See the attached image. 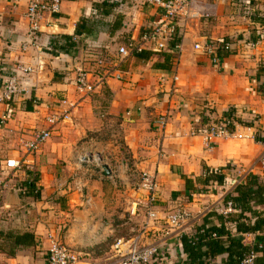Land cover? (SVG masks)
<instances>
[{"label":"crops","instance_id":"1","mask_svg":"<svg viewBox=\"0 0 264 264\" xmlns=\"http://www.w3.org/2000/svg\"><path fill=\"white\" fill-rule=\"evenodd\" d=\"M32 1L50 0H0V91L18 65L33 69L18 75L25 91L0 104V119L9 114L0 124V183L5 184L0 188V264H48L49 234L78 256L77 264L113 262L119 257L117 243L134 237L143 246L159 247L160 258L152 264H190L185 234L223 225L242 245L256 248L264 235L238 227L254 225L258 216L237 219L239 207L228 216L218 207L238 198L237 189L252 176L257 179L252 191L264 185V45H247L264 27V0H197L210 6L211 18L177 19L176 35L162 40L165 50L146 45L148 60L118 54L120 47L139 44L147 30L166 22L164 11L145 0H61L60 13L45 16L39 47L24 51ZM223 39L237 50L223 54L219 64L194 48ZM98 61L104 64L100 68ZM81 67L92 72L95 91L88 95L77 89ZM62 100L74 104L71 122L54 127L50 140L28 154L23 141L48 127L45 119L61 111ZM227 115L242 138L218 139L207 150L206 124ZM163 116L164 128L159 125ZM194 118L200 121L193 130ZM108 150L113 167L97 160ZM9 160L26 164L30 173L7 169ZM143 173L158 184L160 219L151 223L142 208L131 215L135 203L148 198L139 189ZM179 208L192 219L169 230L166 217ZM254 210L264 212V206ZM227 237L213 232L223 242ZM261 249L257 259L263 257ZM226 258L207 261L224 264Z\"/></svg>","mask_w":264,"mask_h":264},{"label":"built area","instance_id":"2","mask_svg":"<svg viewBox=\"0 0 264 264\" xmlns=\"http://www.w3.org/2000/svg\"><path fill=\"white\" fill-rule=\"evenodd\" d=\"M113 1V0H105ZM145 3L153 5L164 11L165 23L155 25L154 28L147 30L141 37V42L139 44H129L127 46H122L118 50V54L122 58L131 57L134 52L140 53L145 50L146 45H153V51H163L166 49V45L162 40H170L176 35V28L174 23L177 19L182 18H197L208 20L211 18V8L210 6H201L197 3V0H145ZM61 11V0H50L49 2L32 1L27 9L26 19L28 21V33L26 41L22 46L23 50L26 51L29 47L38 48L40 41V32L42 28V23L45 16H55ZM248 47L250 49H259L264 45V27L261 29L259 39L254 42H248ZM196 51H202L207 57L210 58L213 64H219L223 54H230L237 50L236 45L230 41L226 40H215L210 41L208 44L195 45ZM176 49H180V46H176ZM98 68L102 67L104 64L101 61L97 62ZM6 81L2 83L3 87L0 91V104H8L13 102V100L19 96L23 91L21 80L18 75L29 74L33 72L30 67H24L18 65ZM77 89L82 94H91L95 91V86L92 83V72L84 67L77 69L76 78ZM261 92L264 95V78L261 82ZM74 109V104L69 103L67 100H62V107L59 113H53L49 115L45 121L48 125L46 129L33 132L31 138L23 141V147L29 153H35L39 151L51 138L52 129L62 123L71 122V113ZM205 115L210 117L211 113L209 110L205 111ZM256 121L260 118L255 117ZM9 120V114L2 115L0 119V124L4 125ZM199 119L194 118L193 125L199 124ZM167 124L166 116H163L159 120L160 127L164 128ZM205 125V124H204ZM239 125L230 115L224 116L218 121L214 120L209 122L205 126V132L203 133V144L207 150L213 149L216 141L218 139H241V134L238 132ZM22 162L16 160H9L6 162V168L10 170H21ZM260 166L262 170V175L264 178V154L260 161ZM142 187L144 191L148 193V198L146 202L135 203L134 208L131 211V215L138 216L139 210L142 208L145 210L148 221L155 222L159 221V213L156 210V203H158V184L156 178L148 173H143L141 175ZM4 187V183H0V188ZM219 212L223 215H231L237 212L236 207L230 202L224 207H218ZM192 215L183 208H179L173 213H170L166 217V222L169 230L180 229V227L190 221ZM198 231L185 234L190 240H196ZM217 237V235H214ZM49 250L47 255L48 264H77L79 262L78 256L73 253L70 249L65 247L61 241L53 236L48 235ZM140 237H134L129 242L124 244L119 241L116 245V250L119 253L117 260L105 263V264H152L158 261L160 258L159 247L155 245L143 246L140 243ZM126 246V249H123ZM261 249L262 246L260 245ZM185 257V254H181ZM258 253L256 251H251L247 254L240 264H257L256 260Z\"/></svg>","mask_w":264,"mask_h":264},{"label":"trees","instance_id":"3","mask_svg":"<svg viewBox=\"0 0 264 264\" xmlns=\"http://www.w3.org/2000/svg\"><path fill=\"white\" fill-rule=\"evenodd\" d=\"M149 51L143 50L140 53L134 52V55L137 60H148ZM154 54L151 52V55ZM27 172L30 173L28 170ZM211 174V173H210ZM217 178V174H214ZM209 178H213L212 175H209ZM217 181L220 183L223 181V178H218ZM257 182L256 177L252 176L251 181L248 185L240 186L237 191L239 193L238 198L233 199V204L235 207H239L242 210V213L238 215L237 219H247L246 213L258 216L257 221L254 225H239L238 230L245 232H260L264 235V212H258L254 210V206H264V185H259L257 191H252L251 188L253 184ZM231 218L228 217V220ZM213 232H217L219 237L228 236L226 242H223L221 238H213ZM196 240H190L188 237H185L183 240V247L185 253L188 254L190 259V264H210L207 260L211 259L214 261L218 256L223 254L227 255V258L224 261V264H240L244 257L249 254L251 251H257L259 249V243H262L263 257L257 259L258 264H264V236L258 239L257 247L250 249L242 245L241 241L233 238L225 231L224 225L219 229L208 228L198 233ZM206 249V250H205Z\"/></svg>","mask_w":264,"mask_h":264},{"label":"rangeland","instance_id":"4","mask_svg":"<svg viewBox=\"0 0 264 264\" xmlns=\"http://www.w3.org/2000/svg\"><path fill=\"white\" fill-rule=\"evenodd\" d=\"M116 60V59H115ZM68 127H70V125H68ZM90 152V151H89ZM93 152V151H91ZM99 152V151H98ZM99 157H97V160H98V163L102 166V165H105L104 163L106 162L108 165H111V167L114 166V162L112 161V156L110 155V151L108 150L107 152H99ZM29 154V152H28ZM16 161H19V160H16ZM22 169L24 170H28L27 169V165L26 164H22ZM139 180H140V183H139V189H141L142 187V181H141V177H139ZM126 214V213H125Z\"/></svg>","mask_w":264,"mask_h":264},{"label":"water","instance_id":"5","mask_svg":"<svg viewBox=\"0 0 264 264\" xmlns=\"http://www.w3.org/2000/svg\"><path fill=\"white\" fill-rule=\"evenodd\" d=\"M105 170H107L106 168H104Z\"/></svg>","mask_w":264,"mask_h":264}]
</instances>
